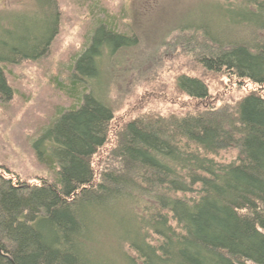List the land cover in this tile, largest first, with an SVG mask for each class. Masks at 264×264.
<instances>
[{"label":"trees","instance_id":"obj_1","mask_svg":"<svg viewBox=\"0 0 264 264\" xmlns=\"http://www.w3.org/2000/svg\"><path fill=\"white\" fill-rule=\"evenodd\" d=\"M45 2L51 23L38 30L42 49L0 57V97L12 95L6 64L42 57L56 36L58 10ZM232 2L214 8L212 28H182L201 32L203 72L255 89L214 108L203 80L178 76L176 92L201 109L120 123L99 178L93 159L109 143L115 112L101 78L107 62L138 42L97 21L60 87L73 106L28 142L48 178L14 179L2 157L0 264H112L117 255L122 264H264V0ZM229 151L231 162L215 160Z\"/></svg>","mask_w":264,"mask_h":264},{"label":"rangeland","instance_id":"obj_2","mask_svg":"<svg viewBox=\"0 0 264 264\" xmlns=\"http://www.w3.org/2000/svg\"><path fill=\"white\" fill-rule=\"evenodd\" d=\"M45 3V0H0V57L15 58L13 50L25 56L38 47L39 51L42 49L46 38L39 37L38 30L51 23V15L44 12L52 6L47 8ZM54 3L58 10L56 36L45 54L34 60L20 58L6 64L5 75L12 95L9 99L0 97V163L5 157L14 179L39 184V180L41 183L48 178L34 162L28 142L59 112L71 106L60 87L68 86L74 57L82 52L88 34L99 20L111 22L122 35L136 37L138 46L105 65L101 79L111 84L109 99L114 102L115 112L109 143L93 159L97 178L109 162L112 133L120 123L144 115L180 117L194 113V105L198 103H191L176 92L174 82L178 76L203 80L208 86V102L214 108L233 106L255 89L247 81L203 72L196 62L195 47L201 32L194 27L182 28L202 24L212 28L214 8L231 5L232 0H54ZM104 11L114 20L106 19ZM195 109L200 110L201 106ZM234 158L235 153L229 151L215 160L229 163ZM124 252L132 256L127 249ZM113 261L112 264L123 263L119 255Z\"/></svg>","mask_w":264,"mask_h":264}]
</instances>
